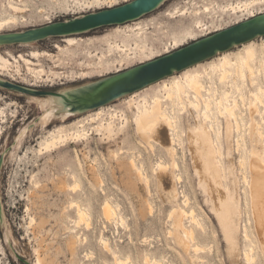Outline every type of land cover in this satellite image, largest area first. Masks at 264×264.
Returning <instances> with one entry per match:
<instances>
[{
    "label": "rangeland",
    "instance_id": "374dc122",
    "mask_svg": "<svg viewBox=\"0 0 264 264\" xmlns=\"http://www.w3.org/2000/svg\"><path fill=\"white\" fill-rule=\"evenodd\" d=\"M9 1L0 0V16L10 12ZM14 1L22 6L25 5L26 10L24 13L18 14L20 19L17 24L0 30L1 34L23 32L46 25L50 21H63L110 7L108 6L109 0ZM114 2L120 5L128 1L114 0ZM176 7H178L177 10ZM206 7L208 8L206 9ZM184 8L183 11L186 13L179 16L178 14L182 12L180 9ZM167 10H172L178 16L165 15ZM261 12L264 13V0H166L156 10L138 19L73 34L71 36L82 38L78 44L73 46L65 42L67 38L65 35L50 36L31 43L0 44V52L7 58H12L20 53L29 57L33 50L48 51L52 54L34 59L39 62V65L33 67L44 68L43 75L31 72L23 61L19 63L12 61L10 70H3L0 67V77L3 79L38 89L41 92L32 94L12 87L0 86V126L2 127L0 134V193L6 214V221L3 223L0 220V264H28L27 261L34 264L37 258L34 249L37 246L40 247L45 260L44 264H105V262L115 264L114 256L103 250L100 244L101 234L110 239L113 247H117V250L121 249L124 257L130 255L131 258L134 257L132 259L138 258L140 261L143 260L144 253H150L160 257L161 264H264V251L257 236L251 213L249 187L244 179V175L249 176L251 172L250 159L253 144L249 134L250 114L248 112L245 114L242 124L245 137L241 140L240 147L236 142L239 132L236 131L235 122L232 119L233 136L230 154H228L224 134L225 117L218 115L217 111L215 112L219 118L216 128L220 130L223 145L224 181L233 192L238 206L236 218L238 223L237 256L229 252L228 242L220 223L210 203L207 202L208 195L199 185V177L192 169L188 134L189 130L197 122H201L199 120L202 118L196 111L190 110L182 115L183 144L182 147L178 146L177 154L182 181L176 183V189L179 192L177 199L169 200V194L166 193V190L172 186L170 176L166 175L162 179L163 186H160L159 176L156 173L157 163L161 158L168 162V168L170 166L174 173L178 172V169H172V165H170L172 163L170 153L159 145L155 150H152L141 141L137 143L136 140H140V138L132 124L126 126L123 132L115 134L113 139H108L107 136L96 134L91 130L93 133L90 137L77 144L71 143L70 146L64 145L42 153L37 150L39 141L47 135L49 129L57 126L68 127L69 125L75 127L76 120L88 116L99 108L83 109V111L76 109L72 111L69 118H66L63 113L66 108L70 107V104L65 103L64 107L56 110L51 122L44 125L40 118L44 114L41 104L45 98L58 92L72 90L76 95L88 93L96 85L118 72L151 61L160 56V54L156 55L158 53L167 54L168 52L164 51L175 37L178 38L193 31L195 37L198 38L188 41L186 43L188 45L217 33L220 28L224 30L252 19L254 16L251 14L259 15L262 14ZM138 23L144 25V29L140 33L138 29L130 30ZM197 24L200 26L196 27ZM251 41L258 49H264V35H258ZM117 42L133 48V58L126 60L124 65H121V56L116 52L103 58L100 65H98L99 59L96 56H88L89 52L99 55L102 52L108 53L112 48L111 45ZM137 42L144 47L142 53L137 48ZM244 43H248V41ZM244 43L224 51L240 54ZM56 45H60L62 49L57 48ZM149 56H153V58L149 59ZM218 56H220L219 53L211 55L196 65L198 68H202L203 65L208 66L209 63L216 62ZM83 72L88 76L80 77ZM162 79L149 84L147 89L141 88L135 96L136 99L139 101L142 96L154 94L162 83ZM238 82L242 83L248 103L254 98L252 93L257 90L259 84L264 83V76L260 73L257 74L253 84L250 79L246 78V80L240 81L238 77H234L223 85L219 84L218 90L221 92L223 89H228L233 95H238L236 88ZM130 93L108 103L123 105L125 100L134 97ZM259 103L262 114H256L255 118L264 130L262 118L264 103ZM119 109H121L120 116L116 117L115 123L116 126L121 127L125 122L123 115L129 114L130 111L124 112V108ZM121 116L123 117L121 118ZM108 119L109 116H104V121L107 122ZM97 124L98 122L92 126ZM206 126L209 129V125ZM26 127V133L20 135ZM210 136L213 139V131H210ZM161 139L164 144L169 143L166 128H162ZM257 140L262 139L259 137ZM74 146L84 152L82 156L88 164V168L91 167L94 172H100L104 179L103 187H96L95 191L90 193L93 217L90 229L83 226L77 228L78 230L72 228L74 225L71 218L75 213L73 209L66 208L72 195L70 194V196L60 188V182L69 179L65 174V168L68 159L73 158ZM95 146H100L101 156L97 155ZM136 146L139 147V152L142 150L141 155L143 156L139 155ZM259 146H261V142ZM134 147L137 151L134 150L135 155L138 154L137 159L139 156V160L143 159L141 160L144 162L149 183L137 179L136 172H130L123 164L128 161L126 154L128 155L130 151L133 152ZM114 152L117 156H114ZM242 156L245 157L244 165L241 163ZM95 157H98V161H94ZM184 193L190 196L193 205L199 206L203 217L206 215L204 218L205 231L196 228V239L191 242L192 245L200 244L202 249L199 253H196L193 248L185 250L179 244L173 217L170 215L174 206L182 205L181 200ZM105 196L110 197L114 204H116L115 201L119 203L118 210L125 217L121 223L120 220L112 222L106 221L104 218L101 203ZM150 205L152 210L149 209ZM64 211L72 216L65 217ZM32 216H35L39 223L43 222L42 225H38L35 233L27 230ZM189 220V218H185L184 224L191 228L194 225ZM245 224L249 227V237L245 235ZM48 229H50L49 232ZM169 230H173L174 233L171 234ZM76 232L88 238L78 240L73 254L68 249V241ZM202 245L209 247L205 249ZM245 250L252 251L255 257L254 261L248 262L245 259Z\"/></svg>",
    "mask_w": 264,
    "mask_h": 264
},
{
    "label": "bare ground",
    "instance_id": "6f19581e",
    "mask_svg": "<svg viewBox=\"0 0 264 264\" xmlns=\"http://www.w3.org/2000/svg\"><path fill=\"white\" fill-rule=\"evenodd\" d=\"M124 1H128L125 3H130L135 0ZM165 1L166 0H159L157 4L158 7ZM109 2L110 4L108 6L110 7L108 8H114L116 6L125 4L123 3L117 5L118 3L114 2V0H109ZM153 2L154 0H139L129 6L123 7V12H113L115 14L102 17L100 18V20L113 22L116 19L132 18L125 22L118 23L122 24L138 19L147 14L145 13V11L147 10L146 8L152 5ZM8 4L10 12H7L6 14L0 16V30H3L10 25L17 24L20 19L19 15L21 13H24V11L26 10L25 5L22 6L21 4L16 3L14 0H10ZM177 8L178 7H176V10ZM207 8L208 7H206V9ZM104 9L107 8H103L90 13H96ZM180 10L182 12L180 11L181 13L178 14L179 16L186 13L185 11H183L185 10V8ZM174 13L175 12H173L172 10H167L165 12V15H168L170 17H177L178 15H175ZM261 13L264 14L263 12ZM87 14L89 13H86L85 15ZM85 15L66 19L64 21L66 23L72 22V20H76L73 21L76 22L75 24L69 23L70 26L66 28H59V26L61 25L57 24L53 25V27L42 28L32 33L18 36L19 38L13 36L8 38L0 37V44H2L4 40H9L14 43L13 41L16 42V38H18V41H21V43H31L52 36V34L49 32L61 33L57 31H67L72 27L76 28V30H83L82 27L91 24L89 22L95 21L91 19L89 20V22H87L88 19L80 20V18ZM259 15L251 14V16H254L253 18L255 19L243 21L224 30L220 28L217 31L221 33H219L215 37L191 46L186 50H182L162 59H157V57L151 61L142 63L145 65L141 67L135 68L134 66L132 67V69L129 68L127 69L129 70L127 73L122 74L121 79L108 81L94 89L86 96H74L71 91H65L59 92L58 95H50L48 98H45L41 104L42 108L44 109V114L40 118L42 124L44 125L49 124L51 122V119H53V117L55 116L56 110L60 107H64V104L69 100L72 103V106L70 105L69 108L65 107L66 109L63 114L66 118L70 117L75 106L91 109L95 107L99 108L95 109L94 112L90 113L88 116H84L81 119L79 118L78 120H76L74 124L75 127L69 125L68 127L57 126L49 129L47 135L43 136L39 141V147L37 150L42 153L44 151L47 152L64 145L70 146L71 143L77 144L80 141L88 139L93 133L91 132V130L95 131L96 134L100 133L104 136H107L108 139H113L115 134H117L118 132L121 133V131L123 132L126 126L132 124L140 138V140H136L137 143H139L138 141H141L142 144L148 145L152 150H155L156 146L159 145L170 153L172 158V163L170 165H172V169H178V172L174 173V171L171 170L170 166L169 170L168 162L165 161V159L161 158L157 163L156 173L159 176L160 186H163L162 179L165 178L166 175L170 176L172 186L166 190V193L169 194V200L177 199L179 197V192L176 189V183L182 181V173L180 171L179 162L177 160L178 146L182 147L183 144L182 115L190 110L196 111L198 113V116H202V118L201 120H199L201 122H197V124L189 130L188 134L189 154L191 155L192 169L199 177V185L208 195L207 202L210 203L211 208L220 223L221 229L228 242L229 252L232 255L237 256L238 252L236 250H238V223L236 218L238 215V206L236 204V199L233 192L224 181L225 176L222 165L223 145L221 141L222 138L220 130L216 128V124H218L219 118L217 115H215V112L217 111L218 115L225 117L224 134L228 154L232 152V119L235 122L236 131L239 132L236 138V142L238 147H240L242 145L241 140H243V138L245 137L242 124L245 120V114L248 112L250 114L249 134L251 136L253 144L250 159L251 172L249 176L244 175V179L249 187L250 207L255 223V229L264 251V130L255 118L256 114H262V109L260 108L259 102L264 103V83L259 84L257 90L252 93L254 98L251 99L248 103L246 102L245 92L241 82H238L236 84L238 95H233L228 89H223L221 92L218 90L219 84L223 85L229 79H232L234 77H238V80L240 81H244L246 80V78L250 79L251 83L253 84L255 76L257 74L260 73L264 76V49H258L255 43L251 41L252 38L260 34H264V15ZM77 20H80L82 22ZM53 22L55 21H50L48 24ZM199 26L200 25L198 24L196 25V27ZM136 29H138V32L140 33L141 30L144 29V25L138 23L137 26L131 27L130 30L134 31ZM90 30L93 29L89 28L85 31H78L73 34L84 33ZM73 34H61V36L65 35L67 37L65 39V42L70 46L76 45L78 44L79 40H82L81 37L71 36ZM195 38L198 37H195L193 31H189L187 35L178 38L175 37L173 38V42H171L170 46L166 48L164 52L171 53L172 50H176L182 46H185L188 41ZM246 41H248V43H244ZM241 43L244 44L240 54H232L231 52L224 51L232 46ZM56 47L62 49L60 45H56ZM111 47L112 48L108 53L102 52V54L99 55L98 53L89 52L88 56H96L99 59L98 65L102 63L103 58L108 57L114 52L121 56V65H124L126 63V60L133 58V48L129 47L127 44H121L117 42L111 45ZM137 48L141 53L144 51V47L141 46L138 42ZM216 53L220 54V56L217 57L216 62L209 63L208 66L203 65L202 68L197 67V63L200 64V62L205 60V58ZM161 54L165 55L162 52L156 55L161 57L163 56ZM30 55L31 56H29V58L26 55L20 53L19 55L12 56V58H7L0 52V67L3 70L9 69L12 61L18 63L20 61H23V63L25 62L27 64L31 72L43 75L45 71L44 68L33 67L39 65V62H36L34 59L41 56H51L52 54L48 51L41 52L38 50H33L30 52ZM148 58L152 59L153 56H149ZM19 70L20 69H18V71ZM174 74L176 75L174 76ZM87 76L88 75L83 72L82 76L80 77L85 78ZM161 79L162 83L159 85V88L154 94L142 96V99L139 101L136 99L135 96L138 94L141 88L147 89V86L149 84H153L156 81L159 82ZM6 81L7 80L0 77V86H3ZM129 93L134 97L125 100L122 103L123 105L118 106L116 104L108 103L113 99ZM119 108H124V112L130 111L129 114L123 113V116H125V122L121 127L116 126L115 123L116 117L120 116L119 111L121 109ZM81 110L83 111V109ZM104 116H109L107 122L104 121ZM123 116H121V118ZM262 118L264 120L263 115ZM97 122L98 124L96 126H92V124H95ZM206 125H209V129H207ZM162 128H166L168 131V144H164L161 141ZM26 130L27 127L21 132L20 135H24L26 133ZM210 131H213L214 133L213 139L210 136ZM1 133L2 127L0 126V134ZM259 137L262 140H257L259 139ZM260 142L261 146H259ZM94 149L97 155L101 156L102 151L100 149V146H95ZM138 149L139 147H137V151ZM134 150L135 147L133 148V152L130 151V153L128 152V155L126 154V156L128 157V161L123 164L125 165V167L127 166L130 172H136L137 179L139 178L145 182L148 181L149 183V180H147L148 174L144 168V162L142 161L143 159L141 158L142 160H139L140 156L137 159L138 154L136 156L135 152L137 151L135 150L134 152ZM141 151L142 150H140V152L138 151L139 155H141ZM115 153L116 152H114V154ZM83 154L84 152L74 146L73 158L68 159L65 168V174H67V177L69 179L62 180L60 182V188L67 192L69 195H72H70L71 197L68 201L69 204L66 206V208L74 210L75 215H71V221L74 225L72 227L73 229H77L82 226L86 227V229H90L92 227L93 217L91 205L92 200L90 197V193L92 191L94 192L96 187H103L104 182V179L102 178L100 172H94L91 167L88 168V164L82 156ZM114 156L117 155L115 154ZM93 159L94 161H98V157H95ZM241 163L243 165L245 164L244 156L241 157ZM86 188H88L87 190H89V194L86 192ZM182 196V205L174 206L170 212L171 217H173L172 219L174 228L177 231L176 234H178V242L183 247V249L188 250L193 248L196 253H199L202 249L200 244L198 245L194 243L192 245L191 242H194V240L196 239V228H201L205 231L206 227L204 218L206 215H204L203 217V213L201 212L202 210L199 209L198 205L196 206L192 204L193 201L191 202V198L187 193H184ZM115 203L116 204H114L110 197L105 196L101 203L102 213L106 221L113 222L120 220L121 223V221H123L125 217L118 210L119 207H117V205L119 203L116 201ZM3 205L4 204L0 193V220L2 222H5L6 214L4 212ZM149 209L152 210L151 205ZM64 212L66 213L65 217H71L70 214L67 213V211ZM185 218H189V221L194 226H192L191 228L186 227L184 224ZM42 223V221H40L39 223L37 218L35 216H32L27 230L35 233L38 225H42ZM72 228L71 232L73 231ZM49 231L50 229H48V232ZM169 232L171 234L174 233L173 230H169ZM245 232V235L249 237V227L247 224H245ZM87 238V236L76 232L68 241V249L74 254L78 240H85ZM99 241L103 250L111 253L112 256H114L115 264L162 263L160 257L151 255L150 253H144L142 261H140L138 258L132 259L134 257L131 258L130 255H127V253V257H124V254L122 255V251H120L121 249L119 248L120 250H117V247V249L113 247V245L111 244L112 242L110 243V239L104 234L100 235ZM202 247L206 249L209 246L202 245ZM34 250L36 253L35 255H37L36 262L34 264H44L45 260L42 256L40 247L37 246ZM244 255L245 259L248 262L254 261L255 257L251 250H245ZM236 256L235 258H237ZM105 264L107 263L105 262Z\"/></svg>",
    "mask_w": 264,
    "mask_h": 264
},
{
    "label": "water",
    "instance_id": "95a60500",
    "mask_svg": "<svg viewBox=\"0 0 264 264\" xmlns=\"http://www.w3.org/2000/svg\"><path fill=\"white\" fill-rule=\"evenodd\" d=\"M137 1H139V0H135V1L130 2V3H125V4H123V5L116 6V7H114V8H107V9H104V10L98 11V12H96V13H89V14L83 16L82 18H80V20L88 19L87 22H89L90 19H91V20H95L94 22H89V23H91V24H88V25L82 27L83 30L85 31V30H87V29H89V28H90V29H91V28H92V29H96V28H100V27H103V26H107V25L118 24L119 22H125V21H127V20L132 19V18H129V19H124V18H122V19H116V20L113 21V22H106V20H100V18H102V17L109 16V15H112V14H115V13L123 12V11H122V8H123V7H125V6H129V5H131V4H133V3L137 2ZM158 1H159V0H154L153 4L150 5V6H148V7L146 8L147 10L145 11V13H149V12L153 11L154 9H156V8L158 7V5H157V4H158ZM113 12H115V13H113ZM110 13H111V14H110ZM143 13H144V12H143ZM103 14H106V15H103ZM262 15H264V14H260L259 16H262ZM253 19H255V18H252V19H250V20H253ZM80 20H77V21H80ZM64 21H65V20H63V21H55V22L50 23V24H48V25H42V26L34 27V28H31V29L25 30V31H23V32L3 33V34H0V37H5V38L12 37V36H13V37H18V36H21V35H25V34L32 33V32H34V31H36V30H40V29H42V28L53 27V25H57V24H60V25H61V26H59V28H61V27L66 28V27L70 26L69 23H71V24H75V23H76V22H73V21H76V20H72V22H69V23H66V22H64ZM80 22H82V21H80ZM83 30H76V28L72 27V28L68 29L67 31H57V32H61V33H52V32H49V33H51L52 36H61V34H68V35H70V34L76 33V32H78V31H83ZM62 32H65V33H62ZM219 33H221V32H217V33H214V34H212V35H209V36H207V37H205V38H202V39L196 40V41H194V42H192V43H190V44H188V45H185V46H183V47H180L179 49H176L175 51H172L171 53H168V54H165V55H163V56H161V57H158L157 59H162V58H165V57L170 56V55H172V54H175V53H177V52H180V51H182V50H186V49L190 48L191 46H194V45H196V44H198V43L204 42V41H206V40H208V39H211L212 37H215V36L218 35ZM260 35H264V34H260ZM18 38H19V37H18ZM18 38H16V39H17L16 42H21V41H18ZM13 42L16 43L15 41H13ZM4 43H12V42L9 41V40H4V42H3L2 44H4ZM143 65H145V64L137 65V66H135V68H136V67H141V66H143ZM131 69H132V68H131ZM133 69H134V68H133ZM128 71H129V70L126 69V70H124V71H122V72H118L116 75H113V76L107 78V79L104 80L102 83H100L99 85H97L96 87H94L93 89H91L90 91H88V93H85V94H84V93H79L78 95H76L75 93H73V90H72L71 92L73 93L74 96H86V95H88L89 93H91L94 89H96L97 87H99L100 85H102V84H104V83H106V82H108V81H111V80H119V79H121L122 74H125V73H127ZM151 81H152V80H151ZM147 83H148V82H147ZM147 83H145V84H147ZM3 86L12 87V88H15V89H17V90H19V91L27 92V93H32V94H40V93H41L40 90H38V89L29 88V87H26V86H23V85H19V84H16V83L10 82V81H6V82L4 83ZM58 93H59V92H58ZM58 93H56V94H54V95H58ZM113 100H114V99H113ZM66 103H68V104H70V105L72 106V103L70 102V100H69L68 102H66ZM75 109H90V108L75 106V107H74V110H75ZM0 167H1V163H0ZM27 263L30 264L28 261H27Z\"/></svg>",
    "mask_w": 264,
    "mask_h": 264
}]
</instances>
